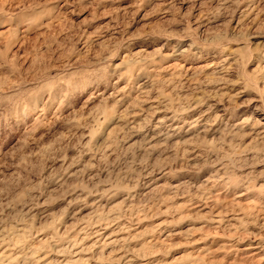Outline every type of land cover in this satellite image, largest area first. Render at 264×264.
Returning <instances> with one entry per match:
<instances>
[{"label": "rangeland", "instance_id": "rangeland-1", "mask_svg": "<svg viewBox=\"0 0 264 264\" xmlns=\"http://www.w3.org/2000/svg\"><path fill=\"white\" fill-rule=\"evenodd\" d=\"M0 264H264V0H0Z\"/></svg>", "mask_w": 264, "mask_h": 264}, {"label": "bare ground", "instance_id": "bare-ground-1", "mask_svg": "<svg viewBox=\"0 0 264 264\" xmlns=\"http://www.w3.org/2000/svg\"><path fill=\"white\" fill-rule=\"evenodd\" d=\"M258 211V210H257Z\"/></svg>", "mask_w": 264, "mask_h": 264}]
</instances>
